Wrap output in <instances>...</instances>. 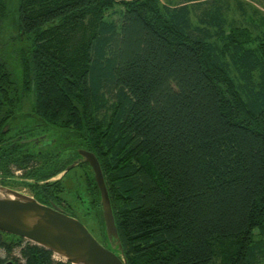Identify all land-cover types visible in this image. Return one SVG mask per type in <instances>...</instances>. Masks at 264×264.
<instances>
[{
    "label": "trees",
    "instance_id": "16d2710c",
    "mask_svg": "<svg viewBox=\"0 0 264 264\" xmlns=\"http://www.w3.org/2000/svg\"><path fill=\"white\" fill-rule=\"evenodd\" d=\"M15 3L17 40L31 41L17 64L1 39ZM247 4L236 0V18L229 0H0V114L32 101L57 137L46 148L11 147L1 175L27 168L37 200L52 205L59 194L66 212L96 218L105 243L93 169L65 172L84 147L102 166L129 264H261L264 13ZM61 172L57 187L37 182ZM0 235L11 237L0 249L20 252L0 264H71Z\"/></svg>",
    "mask_w": 264,
    "mask_h": 264
},
{
    "label": "water",
    "instance_id": "95a60500",
    "mask_svg": "<svg viewBox=\"0 0 264 264\" xmlns=\"http://www.w3.org/2000/svg\"><path fill=\"white\" fill-rule=\"evenodd\" d=\"M49 143L52 145L54 140ZM78 153L79 157L65 172L83 162L93 169L100 192L106 242L103 244L83 221L62 208L42 203L32 195L3 184H0V231L25 238L71 264H129L100 161L90 150L80 148ZM5 264L16 263L9 260Z\"/></svg>",
    "mask_w": 264,
    "mask_h": 264
},
{
    "label": "flooded vegetation",
    "instance_id": "af4514ba",
    "mask_svg": "<svg viewBox=\"0 0 264 264\" xmlns=\"http://www.w3.org/2000/svg\"><path fill=\"white\" fill-rule=\"evenodd\" d=\"M2 111H3V114H0V115L3 119H6V121L3 124L2 129H1V132L3 134L2 136H4V138L0 139L1 140L0 141V157H7V159H10L11 157L10 152H12L11 147L15 146L18 143L31 144V146L34 148H46L50 146L49 141L54 140L55 142V139L57 137L55 135L53 136L52 135L53 133H51V131H45L44 126L41 125L39 122H37L34 126L29 128L28 126L29 117L34 118V116L32 115V112H29L27 110L25 105H20L19 108L16 109L15 115L11 113L12 109L9 106L3 105ZM31 128L33 129V131L30 132L29 129ZM35 130L39 131V133L35 134ZM15 132L17 133V135L13 137ZM59 134H62V133H59ZM7 135L9 136L7 137ZM51 136H53V138ZM29 139H32V141L28 142ZM80 148H84V147H77V152H78V149ZM3 149H4V152H2ZM28 149H29L28 146H24V148H22V150L26 151V153ZM78 157L79 155L76 156L75 159H77ZM11 170L12 172L10 174H7L5 178L0 173V177L2 178V181L5 180L6 182H9V187L29 189L28 184L29 183L34 184L36 182L34 178H30L28 176L29 170L27 168H23V167L17 168L15 166H12ZM63 177H64V173L61 172L56 175H52L49 179H46L43 181L41 180L37 182L41 185L44 183H49L51 185L54 184L57 187L58 181L62 180ZM2 181L0 180V183H2ZM49 201L50 203H52V205L60 207L65 211H66V208L69 207V203H67L65 200H61V198H59V194H56L50 197Z\"/></svg>",
    "mask_w": 264,
    "mask_h": 264
},
{
    "label": "rangeland",
    "instance_id": "374dc122",
    "mask_svg": "<svg viewBox=\"0 0 264 264\" xmlns=\"http://www.w3.org/2000/svg\"><path fill=\"white\" fill-rule=\"evenodd\" d=\"M164 2H167L168 0H163ZM175 2H183L185 0H173ZM246 1L247 4V8L249 13H252L251 11L253 10L251 8V5H253L255 8H258L261 12L264 13V0H243ZM230 2V6H232V10L229 13V17H236V18H241L239 16V13L236 11V0H229ZM196 4V3H195ZM204 5L202 6V8H199L196 10V13H200L203 9V7L208 6L209 3L204 2ZM16 3L13 5L11 4V8L10 9V13L8 15V18L4 21V24L2 26V42L4 43V45L6 46V55L8 57H10L11 59H14V63L17 64V55H18V51L20 52L22 48L28 47L31 44V41L26 38V34L24 33L23 35V40L24 41H18L17 40V34H18V19H17V11H16ZM26 108L29 112L33 111V102L32 101H28L26 102ZM38 122L37 119L31 118L29 117L28 120V126L32 127L34 126L36 123ZM35 128V127H33ZM39 133V131L35 130V134ZM51 135V134H50ZM54 136V135H53ZM53 136H51L53 138ZM74 153H72V151H66L64 153V155L68 156V158H72L71 156ZM75 156V155H74ZM67 158V159H68ZM67 179L68 182H71L72 180H69V177L65 178V180ZM65 182V181H64ZM17 189L23 193L29 194L33 196V193L31 192V189H27V188H14ZM66 194V192H65ZM66 199L70 201H73L74 204H77V201L73 198L72 195H70L69 197L67 195ZM63 200V199H61ZM82 218V221H84V223L86 224V226L91 230V232L97 237L98 240H100V235L97 234V231L95 229L96 227V218H94L93 216H86V217H80ZM0 238H3L5 240L11 239V237H7L6 235H0ZM101 241V240H100ZM104 244V243H103ZM0 256L3 257L4 259H14V258H19L20 257V252L19 249L16 248L14 249V251L12 252L11 255H8L7 252L5 251L4 248L0 249ZM55 259H63L62 257H60L59 255H55ZM64 260V259H63ZM257 261L258 263L264 264V250L262 252H258L257 253Z\"/></svg>",
    "mask_w": 264,
    "mask_h": 264
}]
</instances>
